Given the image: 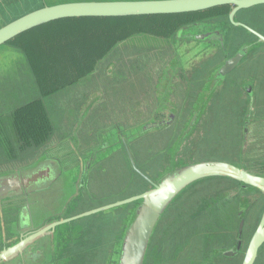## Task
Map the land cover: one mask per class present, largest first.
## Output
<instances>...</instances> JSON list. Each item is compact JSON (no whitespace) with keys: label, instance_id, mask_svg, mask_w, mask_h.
Returning a JSON list of instances; mask_svg holds the SVG:
<instances>
[{"label":"rangeland","instance_id":"obj_1","mask_svg":"<svg viewBox=\"0 0 264 264\" xmlns=\"http://www.w3.org/2000/svg\"><path fill=\"white\" fill-rule=\"evenodd\" d=\"M67 1L0 0V27L46 5ZM251 9L242 12L244 14L239 17H244L249 24L264 31V10ZM221 19L223 17L218 14L197 21L203 26L200 32L207 33L211 28L216 30ZM177 31L170 37H147L126 32L105 53L103 46L101 49H89L92 52L100 49L98 52L104 54L95 59L93 67L85 76L71 83L63 82L62 77L56 78L52 67L48 74L37 75V68L35 70L27 58H23L22 53L25 52L17 49L19 54H16L11 48L5 49L3 55L8 56L10 53L17 62L13 61L0 70V172L25 167L48 146L60 143L56 150L62 154L58 156L59 162L73 179L78 175V162L100 163L92 171L89 170V188L81 191L84 198L64 212L65 218L138 195L148 190L150 184L129 169L124 159V147L118 145V136L113 133L117 132L115 126L118 125L126 129L127 143L136 152L139 170L154 181L184 164L209 160L231 162L264 175V108L258 107L255 124L253 122L251 127L253 131L258 123V134H252L249 138L251 143H245L240 111L248 109V103L230 100L233 94H241L243 90H225V85H222L206 102L196 101L202 92L201 85L205 84L201 82L206 79V73L213 67H219L230 52H236L247 45L246 42L254 43L255 40L242 29L231 28L232 36H238L239 39L235 42L233 39L225 49L212 44L209 50L199 52L189 47L193 43L191 40L175 44L178 45L176 50L173 45ZM102 34L104 31L99 30L83 33L82 36ZM246 38L249 40L246 41ZM85 40L87 42H82L89 47L97 46L88 38ZM194 45L200 46L199 43ZM254 47L252 56L246 58L247 62L252 61L251 64L246 59L240 63L237 78L241 79L249 66L256 67V49L261 46L254 44ZM261 49L264 50V47ZM165 62L169 63V67L177 66L178 70L173 71L175 76L171 81L173 91L169 101L159 102L165 109L153 114L155 103H158L151 101L155 93L152 92L149 98L145 94L148 96L151 88L157 94L164 90L166 79L161 82L159 75ZM180 70H191L188 78L196 83L192 89L191 85L179 78ZM188 88L191 91L187 100L188 92L185 90ZM29 105L43 108L44 118L35 115L42 122H30L28 110H25ZM170 115H175L174 121L170 120ZM52 120L57 128H54ZM161 121L167 124L149 128L150 124ZM41 125L45 126L44 129H41ZM26 132L28 138H23ZM33 136L40 140H34ZM78 136L87 149L79 148ZM66 138H70V145L65 143ZM115 143L117 145L114 146ZM104 145H108L109 149L100 153ZM91 150L97 151L93 162L92 158L88 159ZM125 164L130 170L127 179L120 173ZM86 196L93 197V200L85 199ZM226 199L230 201L229 215H211L205 222L198 221V216L203 215L209 206ZM137 205L132 203L123 209L116 208L81 220L82 227L72 237L75 241H71L72 245L65 250L66 254L77 257L79 253L88 251L85 262L88 258H94V261L90 259L92 264H118L122 238ZM60 208L56 206V210ZM242 210V217L247 220L246 247L264 210V195L253 190L244 191L239 183L230 179L213 178L196 183L176 200L161 220L146 264H240L244 252L236 260L215 258L211 254L217 242L221 241L222 231L234 243ZM85 262L83 264H87ZM257 264H264V248Z\"/></svg>","mask_w":264,"mask_h":264},{"label":"water","instance_id":"obj_2","mask_svg":"<svg viewBox=\"0 0 264 264\" xmlns=\"http://www.w3.org/2000/svg\"><path fill=\"white\" fill-rule=\"evenodd\" d=\"M263 5L264 0L67 1L46 5L0 27V48L28 31L63 19L180 15L230 6L228 20L231 28L242 29L257 41L244 45L231 57L226 55L227 59L220 64L218 76L221 78L238 66L241 61H245L254 44L256 46L264 44L263 34L239 20L240 11ZM202 30V24H198L189 26L182 33H177L173 45L176 48H174L177 50L178 45L175 44L185 41L186 37L195 39L189 47L198 49L199 52L209 50L212 48V44L225 49L230 44V40L232 41L231 30L227 35L221 29L213 30L211 28L207 33L200 32ZM196 43H199L200 46L194 45ZM176 63L177 61H175V65ZM176 70H178L177 66L176 68L168 66L160 72V81L162 82L165 78L166 85L161 93L157 94L154 91L156 97H160L161 100L156 97L151 99V101L158 102L155 103L153 114L165 109L159 102L169 101L173 91L171 81ZM169 74L170 77H168ZM215 84L220 86L219 83H207L204 88L201 86L204 89L202 98L210 99L215 95V92H207V88L213 87ZM199 102H206V100ZM252 109L251 101L250 114ZM171 117L173 118V115ZM165 123L167 122L150 124L149 128L151 126L161 127ZM115 127L117 132L113 131V133L118 136L116 140L119 142L118 145L124 147L132 168L144 177L150 184V188L124 200L65 218L64 212L66 213L70 206L78 202L79 199L84 198L82 192L89 188L90 171L100 163L98 161L94 164L78 162L76 165L78 175L73 179V176L70 177L71 174L65 171L59 162L58 156L62 154L56 150L59 149L60 143H53L50 147L48 146L49 148L47 147L39 153L37 158L26 163L25 167L20 166L13 170L0 172V264H73V257H69L70 254L67 255L65 250L72 245L71 241L72 243L75 241L72 237L80 231L77 229L82 227L81 220L132 203L138 205L132 212L131 222L125 229L118 264H146L153 237L161 220L176 200L196 183L213 178H227L239 183L242 190H253L264 195V175L221 160L187 163L173 172L164 174L158 181L151 180L136 166L125 136L126 129L118 125ZM69 140L70 138L64 139L65 143L70 145ZM78 146L81 150L87 149L83 146L81 138L78 141ZM108 149L109 146L104 145L101 147L100 153H104ZM96 157L97 151L91 150L88 159L92 158L93 162ZM57 205L61 208L56 210ZM16 213L18 217L15 215ZM237 227L238 243L233 249L225 251L223 254L227 257H236L244 248L241 264H255L260 251L264 248V210L246 247L242 240L245 234V218L240 220Z\"/></svg>","mask_w":264,"mask_h":264},{"label":"trees","instance_id":"obj_3","mask_svg":"<svg viewBox=\"0 0 264 264\" xmlns=\"http://www.w3.org/2000/svg\"><path fill=\"white\" fill-rule=\"evenodd\" d=\"M230 11V6H222L203 12L180 15L125 18H73L58 20L28 31L18 36L7 45L2 46L0 48V70L1 68L4 69L5 66L7 67L8 64L13 61L17 62V59L11 56L10 53L8 56L3 55L5 49L11 48L16 54H19L17 49H21L22 52H25L22 53L24 56L23 58H27L35 70L37 68V75L42 76V74H48L49 68L52 67L55 69L54 76H56V78L62 77L64 81L63 79L61 81L71 83L76 81L79 77L85 76L88 73L87 71L93 67L92 64L95 59L98 57L101 58L102 55L121 38V34L132 32V34L139 33L142 35L170 37L176 30H178L176 33H182L183 30L188 29L189 26L201 24L197 21L219 14L223 19H221V22L215 29H221L227 35L228 31L231 30V24L228 20ZM99 30H103L104 34L89 35L86 37L82 36L83 33H95ZM85 38H88L90 42L97 46L89 47L86 43L82 42H87ZM246 43L248 44L249 42ZM101 46L105 47L104 53L98 52ZM97 47H100L97 52L89 51V49ZM253 48L255 47L253 46ZM61 68H63V72L60 71ZM41 109L43 108H40L38 105H29L26 107L25 110H28L29 115L27 118L30 119V122L32 121L33 124L38 123V120L42 122L41 119L44 118L45 115ZM35 115L41 119H38ZM43 124L46 125L48 123ZM40 127L44 129L45 126L43 127V125H41ZM22 137L28 138L27 132ZM35 137L36 136H33V139ZM129 166L132 169L130 162ZM87 252L88 251L81 252L79 256L73 257V264H83L84 260H86L85 254Z\"/></svg>","mask_w":264,"mask_h":264},{"label":"flooded vegetation","instance_id":"obj_4","mask_svg":"<svg viewBox=\"0 0 264 264\" xmlns=\"http://www.w3.org/2000/svg\"><path fill=\"white\" fill-rule=\"evenodd\" d=\"M256 8H258L259 10L262 11V10H264V5L263 6L254 7V8H252V10H254ZM248 10H250V9H248ZM243 11H247V10L240 11L239 12V15H243L244 14V13H242ZM262 17H264V16H262ZM239 20L241 22H243V23L251 26L253 29L259 31L261 34L264 35V31H262L259 27L257 28V26H255L254 24L253 25L252 24H249V22L244 17H242V18L239 17ZM230 33H232V32H230ZM175 39H176V37L174 38V42H175ZM226 39H227V37H226ZM233 39H234V42H235V41H237V39H239V37L238 36H232V40ZM191 40L193 41L195 39L192 38V37H186L185 38V41H191ZM242 40H243V37H242ZM248 40L249 39L246 38V41H248ZM230 42H231V40H230ZM260 46L261 47H259L258 49H256V56H257V61H255L256 67H250L249 66V68L246 69L245 73L242 74L243 77L241 79L240 78H237V75L239 73L238 70L240 69V65L242 64L243 61H241V64H239L238 66H236L232 71L228 72L226 75H224V77H221V78L218 76L219 75L220 66L217 67V68L213 67L208 73H206L207 74L206 79H204L201 82V83H205V84H207V83L208 84L209 83H219L220 86H222V85L224 86L225 85V90H228V89L231 90V89H233V91H237V92L238 91H242V90L244 91V92L242 91L243 93H241V94L240 93L239 94H233V97L230 100L244 101V102H247L248 103V109H245V110L240 111V114L242 115L241 118H242L243 123H244V125H243V133H244V139H243V141L245 142V140H246L247 143H249V142L251 143V141H249V138H250V136L252 134H253V136H255L256 134H258V129H259V124L258 123L256 124V128L254 126V130L253 131L251 130V127L253 125V122L255 124L256 110H258V107L264 108V50L261 49V48L264 47V44H262ZM234 53L235 52H230L229 53V56H232V54H234ZM251 56H252V49H250V52H249V55H248V59ZM223 57L225 58V55H223ZM248 59H246V62H247ZM168 62L170 63L171 61H168ZM251 62L252 61H249L247 63L250 65ZM169 63H166L165 62L163 64V68L164 69L167 68L169 66ZM180 66L182 67L183 64L180 63ZM181 69H184V68H181ZM190 72H191V70H189V71L180 70L178 74H179V78L181 77V79L183 81H186L189 85H191L190 88H192V85H194L196 83L193 80H191L190 78H188V75L190 74ZM204 85H201V86L204 88ZM215 87L217 88L218 85L215 84L213 87H208L207 88V92H209V93L210 92H213L214 93L216 91V88ZM214 89H215V91H213ZM189 90H190L189 88H188V90H185L186 93L189 92ZM203 90L204 89H202V92L198 94V97H197V100L196 101H200V100L205 101V100H207L206 98H202V96H203ZM152 92H154L153 88H151V90L148 92V96L145 94V97H148L149 98L151 96ZM156 96L157 95L155 94L154 97H156ZM189 97H190V94L188 93L187 100L189 99ZM156 98L158 100H161L160 97H156ZM166 99H168V98H166ZM251 101H252V104H253V109H252L253 111H250V112H252L250 114L249 113V110H250ZM237 114L239 115V111H237ZM171 116L172 115H170V120L172 119L174 121V119H175L174 116L175 115L173 116V118ZM161 122H164V121H161ZM165 124H167V123H165ZM161 126H163V125H161ZM39 140L40 139H38L37 141H39ZM129 149H130L131 154H132V157H133V159H134V161L136 163V166L139 169V166H138L137 161H136L137 159H136V156H135L136 152H135V150L131 149V147H129ZM124 159H125L126 163L129 166V162L130 161L128 159L127 153H126ZM127 164H125L123 166V168H122V170L120 172L122 176H125V179H127V172H130L129 169H131L130 166H129V169L127 168ZM132 170H134V169L132 168ZM134 172L137 173L135 170H134ZM142 178L144 179V177H142ZM244 191H246V190H244ZM130 197H132V196H130ZM85 199H87V200H93V197L86 196ZM229 204H230V201H228L226 199V201H223L222 203L219 201L216 204L209 206L208 209H207V211H205V213H203V215L198 216V221L199 222H205L208 219H210V216L211 215L212 216L219 215V216L222 217L221 214L228 213L230 211ZM128 205H130V204H128ZM128 205H125V206L128 207ZM125 206L118 207V209H116V210L123 209V207H125ZM240 213L243 214L244 211L242 210V211H240ZM242 214L240 215V218H244V217H242ZM15 215H17V217H18V214L17 213ZM228 215H229V213H228ZM239 222H240V219H239ZM259 222H260V220L258 221L257 226H258ZM194 224H195V221H194ZM246 225H247V220L245 218V228H246ZM220 229L221 228H219V230ZM222 235H224V236L221 237ZM220 239H221V241H218L217 242V244L215 245L214 250L212 251V254H211L212 256H215V258L223 257V258H226V259L236 260V257L240 256L243 253V248H242L240 254L237 255L236 257H231V256L227 257V256H225L223 254V252L233 249L236 246V244L238 243L237 237H236V239H235V241L233 243L232 240H231V237H229L227 234L223 233V231H222L221 232V235H220ZM242 240H243V243H244L245 242L244 241L245 240V234H244V237H243ZM261 251L259 253L258 259H257V261H256L255 264H257V262L259 260ZM90 259H92L94 261V258H88L87 259V262H85V260H84V262L87 263V264H92L93 261L91 262ZM96 259H97V256H96ZM241 263H242V261L240 262V264Z\"/></svg>","mask_w":264,"mask_h":264},{"label":"crops","instance_id":"obj_5","mask_svg":"<svg viewBox=\"0 0 264 264\" xmlns=\"http://www.w3.org/2000/svg\"><path fill=\"white\" fill-rule=\"evenodd\" d=\"M51 117V116H50ZM51 119H52V117H51ZM52 122H53V124L55 125V127L54 128H57V126H56V124H55V122L52 120ZM50 142H52V140H50ZM54 142V141H53Z\"/></svg>","mask_w":264,"mask_h":264}]
</instances>
